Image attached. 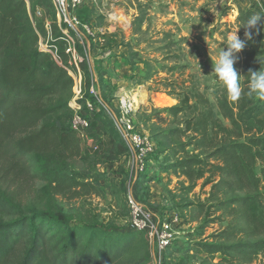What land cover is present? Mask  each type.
I'll list each match as a JSON object with an SVG mask.
<instances>
[{
    "label": "rangeland",
    "instance_id": "rangeland-1",
    "mask_svg": "<svg viewBox=\"0 0 264 264\" xmlns=\"http://www.w3.org/2000/svg\"><path fill=\"white\" fill-rule=\"evenodd\" d=\"M38 8L43 9L45 17L42 20L34 17V23L42 25L45 31L40 32L42 41L51 43L61 34L56 9L36 5L35 10ZM262 12L264 0H96L81 4L77 9L81 28L88 26L94 35L87 36L83 44L77 40V50L92 61V68L96 70V86L104 104L101 110L110 104L120 114L122 97L135 102L136 113L128 132L146 135L155 143L148 168L137 174L133 152L124 137L127 152L116 158L110 135L101 119H96L88 132L89 139L81 140L83 156L70 160L73 169L90 177L81 179L83 184L63 187L48 183L33 175L28 157L20 160L1 154L2 190L25 208L60 209L73 223L97 221L103 229L120 233L131 229L129 195L135 192L154 215L173 220L175 225L173 243L161 264H246L229 263L221 254L207 255L195 248L197 242L230 244L254 240L246 234L226 239L223 233L231 219L223 202L231 195L245 192L214 194L212 184L202 186L203 180L190 185L175 166L180 158L197 152L193 146L186 147V151L177 149L188 134L170 135L164 139L166 148L157 144L155 131L169 134L170 130L183 128L185 114L190 115L188 111L173 117L167 111L171 107L167 105V96L175 98L178 105V97L188 94L193 103L195 94L201 92L215 110H218V95L233 101L213 72V61L218 59L223 47L226 49L227 36L238 29L239 37L244 39L243 25L247 19ZM251 31L256 34L255 29ZM258 36L252 50L264 58V28ZM61 41L58 40L63 44ZM237 55L235 67L241 74L242 90L245 86L243 50ZM254 62L259 63L257 57ZM86 76L84 72L85 81ZM87 85L83 87L82 103L90 94ZM72 91L74 96V88ZM73 96L68 103L70 109ZM144 114L150 118L143 119ZM9 219L0 213V221ZM148 243L151 246L149 240ZM145 248L143 244L138 245L129 260H121L119 264H159L154 252L147 257ZM249 264H264V257L260 255Z\"/></svg>",
    "mask_w": 264,
    "mask_h": 264
},
{
    "label": "trees",
    "instance_id": "trees-1",
    "mask_svg": "<svg viewBox=\"0 0 264 264\" xmlns=\"http://www.w3.org/2000/svg\"><path fill=\"white\" fill-rule=\"evenodd\" d=\"M51 2L0 0V155L20 160L28 157L35 177L70 187L90 178L70 165L72 158L84 154L81 138L71 128L72 111L68 106L74 79L50 52L40 49V32L45 31L31 17L36 5L54 7ZM258 40L259 36L253 35L243 49L245 86L240 98L230 101L225 95H218L215 110L201 92L195 94L193 103L188 94L178 97L179 104L167 111L173 117L189 111L184 127L170 130L169 134L155 131L157 144L166 148L165 140L170 135L188 134L187 140L176 147L186 151V147L193 146L197 152L180 158L175 166L190 185L203 180L202 186L212 184L214 194L245 192L223 202L231 217L223 233L226 239L246 234L254 240L195 244L198 252L221 254L229 263L249 264L260 255L264 257V100L248 95V71L261 68L260 63L254 62L260 52L252 50ZM61 42L49 44L58 47L59 57L70 67ZM78 67L87 73L84 86L88 84L90 92L93 84L101 95L92 61L88 64L84 56ZM87 98L96 100L91 93ZM97 108L92 125L101 119L116 158L125 155L128 146L115 122L119 119L118 110L110 104L102 110L97 104ZM149 118L143 115V119ZM0 213L10 217L0 221V264H119L129 260L138 245L146 247L148 258L155 251V245L149 246L139 230L109 232L97 221L73 223L60 209L25 208L1 187Z\"/></svg>",
    "mask_w": 264,
    "mask_h": 264
},
{
    "label": "built area",
    "instance_id": "built-area-1",
    "mask_svg": "<svg viewBox=\"0 0 264 264\" xmlns=\"http://www.w3.org/2000/svg\"><path fill=\"white\" fill-rule=\"evenodd\" d=\"M57 14V22L60 28V36L52 39V41L62 40L64 42V51L68 58V64L70 67L65 66L59 57L58 47L56 45L50 46L49 40L47 42L42 41L40 34L41 46L40 49L50 52L55 60L66 68L69 75L74 79V96L71 102L72 118L71 128L75 131L81 140H85L88 137L89 129L92 126V119L95 114L97 104L104 105L101 98L98 96L95 86L92 84L90 87V93L95 97V101L86 98L82 103L81 99L84 97V77L79 63L84 60V57L79 54L77 50V40L83 44L86 37L94 35V31L88 26H84L80 23L77 15V9L85 2H95L96 0H51ZM30 10V4L28 2ZM34 22L36 20L43 19L45 17L44 11L38 8L34 15H31ZM88 59V58H87ZM90 64V60L88 59ZM72 66H76L77 70H74ZM99 109V108H97ZM121 113L119 119L115 120L118 125L122 138L128 140L131 151L133 152L134 161L136 165L137 174L144 173L148 168V158L150 153L154 151L155 143L146 135L139 133L128 132V128L132 127V120L136 113V104L134 101L127 97H122L120 101ZM109 112V111H108ZM110 113V112H109ZM111 115V113H110ZM129 204L131 208V229L139 230L143 232L146 238L151 242V245H155L154 256L156 261L161 264L164 258L166 250L171 246L175 236V225L173 220L159 218L154 213L147 209L140 200L136 197L134 192L129 195Z\"/></svg>",
    "mask_w": 264,
    "mask_h": 264
},
{
    "label": "clouds",
    "instance_id": "clouds-1",
    "mask_svg": "<svg viewBox=\"0 0 264 264\" xmlns=\"http://www.w3.org/2000/svg\"><path fill=\"white\" fill-rule=\"evenodd\" d=\"M264 20V12L254 13L250 15L246 23L243 25L246 29L244 33V39H241L238 35V29L234 34H230L226 38V49L220 51L218 59L213 61V72L216 73L218 79L223 82L228 97L235 101L241 97L242 90L240 86V73L235 67L240 53L246 46V42L252 40V29L256 30L258 35L264 24L261 21ZM261 68L260 70L249 69V86L248 95L255 96L260 100H264V58L257 57Z\"/></svg>",
    "mask_w": 264,
    "mask_h": 264
},
{
    "label": "crops",
    "instance_id": "crops-1",
    "mask_svg": "<svg viewBox=\"0 0 264 264\" xmlns=\"http://www.w3.org/2000/svg\"><path fill=\"white\" fill-rule=\"evenodd\" d=\"M167 105L173 106L177 104V100L175 98H171L170 96H167Z\"/></svg>",
    "mask_w": 264,
    "mask_h": 264
}]
</instances>
